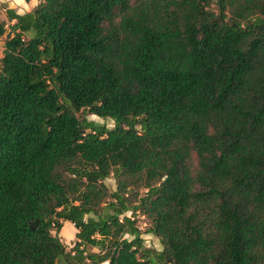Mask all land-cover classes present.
I'll return each mask as SVG.
<instances>
[{
  "label": "trees",
  "instance_id": "16d2710c",
  "mask_svg": "<svg viewBox=\"0 0 264 264\" xmlns=\"http://www.w3.org/2000/svg\"><path fill=\"white\" fill-rule=\"evenodd\" d=\"M3 12L0 264H264V0Z\"/></svg>",
  "mask_w": 264,
  "mask_h": 264
},
{
  "label": "rangeland",
  "instance_id": "374dc122",
  "mask_svg": "<svg viewBox=\"0 0 264 264\" xmlns=\"http://www.w3.org/2000/svg\"><path fill=\"white\" fill-rule=\"evenodd\" d=\"M24 2H28V1H24ZM11 3L14 4L13 2H11ZM5 6H6V1L2 2V0H0V23L2 24V26L4 28L3 34L0 35V58L2 56V50L4 48L3 47L4 41L6 40L7 35H8L7 21L5 19L4 12H3V7H5ZM77 115H80V114L77 113ZM84 116L87 120L93 121L99 125H104L106 128H111V126H112V122L108 119L103 120V119H100L96 116L87 115V114H84ZM103 184L106 186L108 191L114 190V180H112L111 178L105 179L103 181ZM135 218H136L137 226L139 227L140 232H143L146 225H147V221L142 216L136 215ZM57 236L59 237L60 242L63 244L64 250L68 251L70 249V247L72 246V243L74 242V229L71 226V224L68 222H63L62 227H61L60 231L58 232ZM141 238L143 240V245L145 247L153 248L155 250L160 249V245H159L157 239L154 238L153 236H151L149 234H142ZM84 250L86 253L96 251V249L90 248L88 246H85ZM57 264H61V262L58 261Z\"/></svg>",
  "mask_w": 264,
  "mask_h": 264
},
{
  "label": "crops",
  "instance_id": "0c3cea01",
  "mask_svg": "<svg viewBox=\"0 0 264 264\" xmlns=\"http://www.w3.org/2000/svg\"><path fill=\"white\" fill-rule=\"evenodd\" d=\"M3 1L13 2L14 3L13 4L14 5V11L17 14H22L23 12L28 11L37 3V0H28V2L23 1L22 3L17 2V0H2V2ZM74 233H75V230H74Z\"/></svg>",
  "mask_w": 264,
  "mask_h": 264
},
{
  "label": "clouds",
  "instance_id": "9594fccd",
  "mask_svg": "<svg viewBox=\"0 0 264 264\" xmlns=\"http://www.w3.org/2000/svg\"><path fill=\"white\" fill-rule=\"evenodd\" d=\"M17 2H20V3H22V2H23V0H17Z\"/></svg>",
  "mask_w": 264,
  "mask_h": 264
}]
</instances>
